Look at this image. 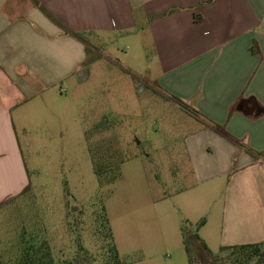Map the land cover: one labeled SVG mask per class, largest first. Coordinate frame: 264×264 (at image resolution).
Wrapping results in <instances>:
<instances>
[{"label":"rangeland","instance_id":"374dc122","mask_svg":"<svg viewBox=\"0 0 264 264\" xmlns=\"http://www.w3.org/2000/svg\"><path fill=\"white\" fill-rule=\"evenodd\" d=\"M140 42L103 36L89 50L88 79L67 82L61 111L18 125L23 166H0V200L17 193L0 206V264H29L34 249L55 264H105L112 246L122 264L257 263L215 242L210 256L194 237L187 251L184 228L202 237L200 223L221 216L226 181L193 215L210 188L197 185L186 146L201 124L191 105L142 78L150 59Z\"/></svg>","mask_w":264,"mask_h":264},{"label":"crops","instance_id":"0c3cea01","mask_svg":"<svg viewBox=\"0 0 264 264\" xmlns=\"http://www.w3.org/2000/svg\"><path fill=\"white\" fill-rule=\"evenodd\" d=\"M113 33L141 41L142 78L201 124L186 146L210 188L193 215L226 181L197 245L264 246V0H0V166H23L18 125L61 111L67 82L88 79L89 50Z\"/></svg>","mask_w":264,"mask_h":264},{"label":"trees","instance_id":"16d2710c","mask_svg":"<svg viewBox=\"0 0 264 264\" xmlns=\"http://www.w3.org/2000/svg\"><path fill=\"white\" fill-rule=\"evenodd\" d=\"M77 36L81 39H84V36L82 34H78ZM97 172L100 173V170L97 169ZM203 225H204V221L200 223L198 228H201ZM184 236H185L187 251L190 252V240L191 238L194 237L193 239L194 241H196L197 244V242L199 241L198 235L193 234L192 231H190L187 227H185ZM110 250H111V255L108 257L105 264H122L115 248L112 246ZM221 250L222 251L240 250L243 254H245V252H248V257L250 255L258 257V261L256 264H264V252L262 251V244H249V245H241V246H233V247H223L221 248ZM204 251L207 252L206 250ZM25 258L27 259V261H30L29 264H55L53 259L49 257V254L46 250L45 252H41V250L39 249H34V251H32L31 254L28 253V255H26ZM205 262L207 264L209 260L206 259ZM190 264H192L191 259H190Z\"/></svg>","mask_w":264,"mask_h":264}]
</instances>
